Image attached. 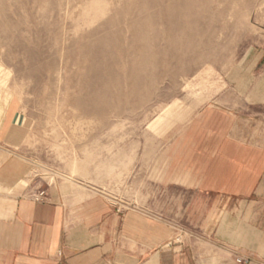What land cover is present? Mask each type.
<instances>
[{
    "label": "rangeland",
    "instance_id": "rangeland-1",
    "mask_svg": "<svg viewBox=\"0 0 264 264\" xmlns=\"http://www.w3.org/2000/svg\"><path fill=\"white\" fill-rule=\"evenodd\" d=\"M210 108L264 146V0H0V151L24 196H101L200 237L216 199L168 167Z\"/></svg>",
    "mask_w": 264,
    "mask_h": 264
},
{
    "label": "crops",
    "instance_id": "crops-1",
    "mask_svg": "<svg viewBox=\"0 0 264 264\" xmlns=\"http://www.w3.org/2000/svg\"><path fill=\"white\" fill-rule=\"evenodd\" d=\"M235 121L204 110L169 162V182L216 199L200 237L101 196L30 199L0 151V264H264V146Z\"/></svg>",
    "mask_w": 264,
    "mask_h": 264
},
{
    "label": "built area",
    "instance_id": "built-area-1",
    "mask_svg": "<svg viewBox=\"0 0 264 264\" xmlns=\"http://www.w3.org/2000/svg\"><path fill=\"white\" fill-rule=\"evenodd\" d=\"M42 196H43V193L39 194L38 196H35V199L38 200Z\"/></svg>",
    "mask_w": 264,
    "mask_h": 264
}]
</instances>
